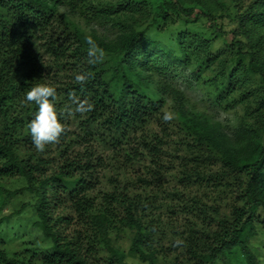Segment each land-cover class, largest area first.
Wrapping results in <instances>:
<instances>
[{"label":"trees","instance_id":"16d2710c","mask_svg":"<svg viewBox=\"0 0 264 264\" xmlns=\"http://www.w3.org/2000/svg\"><path fill=\"white\" fill-rule=\"evenodd\" d=\"M229 1L200 0L193 12L188 0H0V179L22 178L34 196L33 225L47 241L30 240L19 253L0 243V264H215L234 249L246 264H260L250 239L264 221V124L229 135L188 110L174 88L160 86L171 103L146 92L148 71L192 65L194 77L213 71L218 102L247 86L248 76L264 84V0L239 12L229 10ZM60 7L112 15L114 37L85 32ZM172 13L185 25L175 35L177 52L147 38L148 28ZM146 16L151 26L138 28ZM197 20L223 50L212 49L209 35L189 31L186 25ZM88 36L112 54L111 78L104 61L89 63ZM80 73L90 77L83 85L75 80ZM38 83L56 88L55 106L69 129L43 152L27 127L38 106L23 102ZM260 99L263 108L264 94ZM83 101L92 109L74 112ZM164 111L174 118L164 122ZM105 147L122 167L144 162L145 174L114 178L112 188L92 194L108 164ZM180 184L233 197L223 205L211 194H181ZM8 220L0 218V225ZM115 231L126 234V250L112 243Z\"/></svg>","mask_w":264,"mask_h":264},{"label":"rangeland","instance_id":"374dc122","mask_svg":"<svg viewBox=\"0 0 264 264\" xmlns=\"http://www.w3.org/2000/svg\"><path fill=\"white\" fill-rule=\"evenodd\" d=\"M100 2H109L114 0H99ZM152 1V0H151ZM200 0L189 1V6H192L193 12H199L201 6L198 4ZM251 0H232L229 1V10L239 12L243 8H246L250 4ZM187 2V0H186ZM211 3V1H210ZM61 11L65 14H69V17L74 19L85 32H94L96 35L103 36L107 39H112L115 35L116 28L115 20L112 15L97 16L92 14V10L88 9L83 11H77L73 9H63ZM84 10V9H83ZM87 11V12H86ZM151 19L141 18L138 20V28H144L151 26ZM203 21L197 20L186 25L191 32H197L203 35H209L211 38L212 49L223 50L224 44L218 37H213L211 29L206 27ZM183 22L175 14L172 13V17L168 22L158 21L154 23L147 30V38L151 40H157L165 47L174 50L175 48V35L179 30L185 29ZM264 33V32H263ZM228 41V37H225ZM105 53L104 67L107 69L106 78H111L113 72L111 70L115 63L112 54ZM196 69L192 66L176 67L165 70L163 73H158L155 69H152L148 73L150 76L146 80L148 88L147 94L152 98L158 95L160 98H164L165 102L171 103V96L168 91L162 94L160 86L164 88L167 85L174 88L185 99V106L188 110L199 113L204 118L213 124H218L221 129L232 134V130L241 127L259 128L264 124V114H259L261 105L260 97L264 94V84L260 80L253 76H248L247 86H239L240 90H245L241 93L240 90H236L227 96L222 102L215 101L212 94L214 91V85L212 84L213 71L201 70L200 76H193ZM113 88L117 89V83L113 81ZM159 88V89H158ZM107 148V147H105ZM112 149L107 148L104 150V157L107 159L106 169H99L97 174V185L92 191V194H97L99 191H106L112 188L110 181L114 178H119L123 182H127L130 179L136 180L137 174H145V163L134 162L124 167L123 163L119 160L115 162L111 160L113 156ZM114 162V164H112ZM144 163V164H143ZM167 164V163H166ZM118 165V166H117ZM176 165V164H173ZM116 166V167H115ZM119 167V168H118ZM121 172V174H120ZM169 174L166 178L169 180ZM170 187L174 185L171 181H165ZM24 181L21 177L15 176L12 178L0 179V218L9 215V220L6 223L0 225V243L9 251L19 253L22 248L29 244L32 240L41 246L47 244V241L40 235L39 230L34 227L35 212L32 207L34 196L28 191L24 190ZM135 183V182H134ZM163 183V182H162ZM135 187H138L137 185ZM178 187V191L181 194H187L189 196L194 195H210L216 202L220 204H229L231 198L229 192L225 193H210L203 186L192 185L188 188H183L182 184ZM134 188V187H133ZM164 189V188H163ZM163 216L167 213L162 210ZM64 214H67L64 212ZM182 219H179L180 222ZM112 243L116 244L119 248L126 250L128 246V239L125 233L121 231H115L111 234ZM250 243L260 260V264H264V221L256 224V233L250 239ZM129 260L135 261L136 259L128 257ZM160 261V260H159ZM215 264H246L242 255L238 249H234L232 252L224 254L221 259L217 260Z\"/></svg>","mask_w":264,"mask_h":264},{"label":"clouds","instance_id":"9594fccd","mask_svg":"<svg viewBox=\"0 0 264 264\" xmlns=\"http://www.w3.org/2000/svg\"><path fill=\"white\" fill-rule=\"evenodd\" d=\"M86 43L88 44L89 63L102 62L105 58L104 50L99 48L91 36L86 37ZM89 78L87 73H80L75 76L76 82L80 85L85 84ZM56 97V88L48 83L35 84L25 93L23 102L35 103L38 106L34 118L27 125L32 142L38 152L45 151L48 145L60 143L62 136L69 131L66 124L61 122L65 112L58 114L55 106ZM92 107V104L83 101L77 105L74 112L84 114L86 111H90ZM67 114L71 115L73 113L69 112ZM173 118L174 116L170 111H164L162 117L164 122H169Z\"/></svg>","mask_w":264,"mask_h":264}]
</instances>
